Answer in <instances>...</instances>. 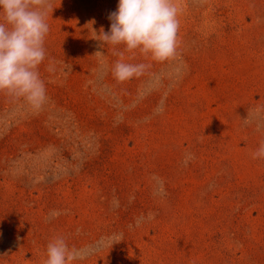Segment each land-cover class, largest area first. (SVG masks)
Segmentation results:
<instances>
[{
    "label": "rangeland",
    "instance_id": "rangeland-1",
    "mask_svg": "<svg viewBox=\"0 0 264 264\" xmlns=\"http://www.w3.org/2000/svg\"><path fill=\"white\" fill-rule=\"evenodd\" d=\"M117 4L52 0L44 105L0 93V264H264V0H177L164 62L100 48Z\"/></svg>",
    "mask_w": 264,
    "mask_h": 264
},
{
    "label": "clouds",
    "instance_id": "clouds-1",
    "mask_svg": "<svg viewBox=\"0 0 264 264\" xmlns=\"http://www.w3.org/2000/svg\"><path fill=\"white\" fill-rule=\"evenodd\" d=\"M52 0H0V93L23 98L34 110L46 101V88L38 68L46 58L47 23ZM180 9L177 0H118L108 19L107 32L96 34L100 48L122 47L129 53L139 52L152 60L164 62L177 54ZM95 56L103 57L101 51ZM123 55V52L120 53ZM143 64L117 60L111 73L117 82L140 75ZM264 159V143L253 153ZM112 245L123 237L110 238ZM85 257L70 249L65 239L56 237L46 246L43 264H72Z\"/></svg>",
    "mask_w": 264,
    "mask_h": 264
}]
</instances>
